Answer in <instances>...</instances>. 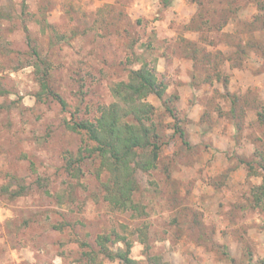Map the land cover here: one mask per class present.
<instances>
[{
	"label": "rangeland",
	"instance_id": "rangeland-1",
	"mask_svg": "<svg viewBox=\"0 0 264 264\" xmlns=\"http://www.w3.org/2000/svg\"><path fill=\"white\" fill-rule=\"evenodd\" d=\"M144 65L168 86L145 98L161 151L116 209L68 123ZM263 180L264 0H0V264H124L105 234L138 264H264Z\"/></svg>",
	"mask_w": 264,
	"mask_h": 264
},
{
	"label": "trees",
	"instance_id": "trees-1",
	"mask_svg": "<svg viewBox=\"0 0 264 264\" xmlns=\"http://www.w3.org/2000/svg\"><path fill=\"white\" fill-rule=\"evenodd\" d=\"M47 75L48 72L41 75L42 89L66 107L65 100L49 88ZM129 79L128 82L121 81L114 85L112 91L117 101L105 106L95 122L74 120L68 125L73 130L85 131L96 141L95 147L88 148V155L98 152L101 168L109 174L105 184V199L108 203L116 209L136 211L139 206L133 194L141 185L137 173L155 168L161 151V144L157 140L160 135L153 121L156 110L145 98L154 93L165 99L168 86L158 78L156 68L148 65L131 69ZM130 115L134 120L126 121ZM175 129L185 138L186 132L181 126H175ZM75 160L81 162L79 158ZM22 193L16 190L12 196ZM254 201L257 205H264V180L254 190ZM118 240H123L125 247L110 250L107 243ZM99 243L111 259H118L124 264H138L131 256L132 242L126 240L125 236L100 235Z\"/></svg>",
	"mask_w": 264,
	"mask_h": 264
}]
</instances>
